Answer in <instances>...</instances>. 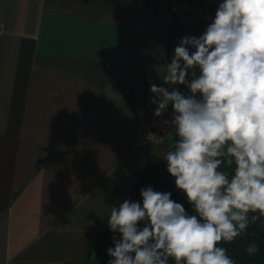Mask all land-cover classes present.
Masks as SVG:
<instances>
[{
    "label": "crops",
    "instance_id": "0c3cea01",
    "mask_svg": "<svg viewBox=\"0 0 264 264\" xmlns=\"http://www.w3.org/2000/svg\"><path fill=\"white\" fill-rule=\"evenodd\" d=\"M213 19L183 0H0V264H97L112 207L172 140L134 147L145 76L190 95L166 65Z\"/></svg>",
    "mask_w": 264,
    "mask_h": 264
},
{
    "label": "clouds",
    "instance_id": "9594fccd",
    "mask_svg": "<svg viewBox=\"0 0 264 264\" xmlns=\"http://www.w3.org/2000/svg\"><path fill=\"white\" fill-rule=\"evenodd\" d=\"M163 81L191 93L150 87L157 117L172 106L164 123L176 139L164 159L195 214L170 192L142 188V206L111 209L110 230L121 235L108 264H235L219 245L264 217V0H223L201 36L180 39Z\"/></svg>",
    "mask_w": 264,
    "mask_h": 264
},
{
    "label": "trees",
    "instance_id": "16d2710c",
    "mask_svg": "<svg viewBox=\"0 0 264 264\" xmlns=\"http://www.w3.org/2000/svg\"><path fill=\"white\" fill-rule=\"evenodd\" d=\"M176 136L172 137L170 144L174 142ZM231 172V169H226ZM152 187L158 192H170L171 199L180 203L189 214H195L192 205L188 202L185 193L179 190L175 185V178L167 171V162L165 159L148 155L145 162V168L139 180L135 184L130 202H139L142 206V197L140 191L142 188ZM252 214L250 213V216ZM256 215H259L256 213ZM141 227L143 224L141 223ZM119 233H114L110 228L103 234L95 246V260L97 264H108L112 259L107 253V249L114 248L113 237L120 239ZM255 243L259 246V251L252 256L247 254V248ZM219 246L227 249L228 255L235 261V264H264V217H260L256 222L250 223L246 229V235L237 237L232 242H221ZM174 264V261H169Z\"/></svg>",
    "mask_w": 264,
    "mask_h": 264
},
{
    "label": "built area",
    "instance_id": "2783aa9c",
    "mask_svg": "<svg viewBox=\"0 0 264 264\" xmlns=\"http://www.w3.org/2000/svg\"><path fill=\"white\" fill-rule=\"evenodd\" d=\"M191 4L197 13H207L215 17L218 5L223 0H183ZM1 35V32H0ZM154 84L151 76H145V108L139 114L138 127L134 140V147L146 148L152 144H160L170 140L175 134L171 133V124H165L164 121H171L172 106L157 117L155 115L156 105L150 102L153 94L150 91L151 85ZM160 138L159 140H157Z\"/></svg>",
    "mask_w": 264,
    "mask_h": 264
}]
</instances>
